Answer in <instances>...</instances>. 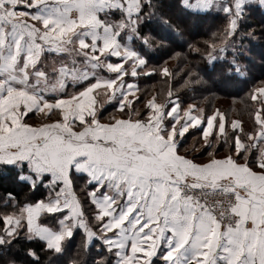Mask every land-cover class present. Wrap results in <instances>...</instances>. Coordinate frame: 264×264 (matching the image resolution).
<instances>
[{"label": "crops", "instance_id": "1", "mask_svg": "<svg viewBox=\"0 0 264 264\" xmlns=\"http://www.w3.org/2000/svg\"><path fill=\"white\" fill-rule=\"evenodd\" d=\"M140 1L0 0V98L17 92L44 104L88 94L103 97L99 110L128 108L127 98L137 91L128 67L144 62L120 35L118 23L135 21ZM181 1L196 12L222 2ZM255 1L264 14V0ZM227 8L224 3L228 13ZM45 30L73 33L62 39ZM178 105L170 100L165 113L153 101L143 122L119 115L108 122L90 112L68 120L65 129L49 126L42 132L33 127L35 118L27 123L22 115L23 126L0 136V173L11 170L13 179L30 186L43 176L57 185L48 202L23 206L26 235L57 250L79 228L88 244L98 240L114 251L112 264H264V158L257 169L228 159L194 163L177 149L186 130L206 133L208 121L201 123L188 108L180 116ZM259 131L256 141L262 145L264 129ZM73 181L88 187L101 220L97 233L87 229ZM182 183L232 190L238 226L223 229L209 213L179 199ZM42 214L54 215L58 227L40 225ZM16 218L6 221L16 224ZM250 224L252 231L240 229Z\"/></svg>", "mask_w": 264, "mask_h": 264}, {"label": "trees", "instance_id": "2", "mask_svg": "<svg viewBox=\"0 0 264 264\" xmlns=\"http://www.w3.org/2000/svg\"><path fill=\"white\" fill-rule=\"evenodd\" d=\"M232 25L224 4L196 12L186 8L181 0H141L135 29L128 34L133 49L145 58L144 65L137 71L136 84L141 99L136 103L147 100V93L156 92L165 93L168 100L177 99L183 106L198 105L206 98L207 101L238 102L251 115L254 112L251 94L257 86L264 85V14L256 5H248L233 28ZM236 65L240 71H235ZM158 99L163 100V95ZM112 111H117L114 106L101 109L97 118L110 122L113 118L107 116ZM245 111L241 112L244 118ZM210 113L212 110L205 106L204 116ZM117 115L121 116L114 114ZM230 145L220 142L214 153H221ZM2 175L0 173V264L113 263L114 251L98 240L88 244L85 233L79 228H74L71 237L63 239L57 250L48 248L38 238L28 237L22 217L16 218L15 233L7 235L4 231L6 215L13 213L17 217L25 204L48 202L57 193V185L51 186L45 176L30 186L13 179L11 170L6 176ZM73 187L87 229L97 233L101 220L97 219L96 209L89 199L88 187L84 184L81 187L75 181ZM58 223L54 215L40 217V225L47 228H56Z\"/></svg>", "mask_w": 264, "mask_h": 264}, {"label": "rangeland", "instance_id": "3", "mask_svg": "<svg viewBox=\"0 0 264 264\" xmlns=\"http://www.w3.org/2000/svg\"><path fill=\"white\" fill-rule=\"evenodd\" d=\"M13 1L19 5L23 4L24 2V0ZM249 1L251 0H222V2L220 3L212 2L211 8L222 7L224 3H227L230 7L227 8V11L231 17L233 28L236 23L235 19H237L240 15L239 11H244V8L248 7V5H256L255 0L251 1L252 3ZM72 16H75V13H72ZM135 24L136 19L133 22L120 21L118 23L120 28V35L123 38L127 37L128 39V34L131 33L129 32V30L132 29L134 31ZM45 31L48 35H55L62 39H67L73 33L64 30ZM134 51L136 52L137 56H139L137 51ZM106 53L108 55V52ZM140 59L142 60V62H145L144 57H140ZM125 65L126 64L124 63V66ZM128 70H133V74L136 75V77L134 79L132 78L131 81L137 82L136 78L139 76L137 72L138 68L136 67V69H134L133 66L130 65L128 67ZM235 71H240L237 65L235 67ZM163 73L165 75L168 74L166 70H164ZM178 91H180V88L178 89ZM132 95L129 96L126 100L125 106H128L127 109L112 111L111 113L113 114L110 113L107 118H113L114 114L120 113L121 116H125L132 120H140L141 122H143L146 119L149 111L148 105L150 103H153V101H155L156 103H160L162 112L165 111L166 113L169 111V106H167V103L171 99L168 100V98H165V93H159L158 95L156 92H154L153 94L149 92L145 95L147 100L139 101L138 104L136 103V100L141 99L139 92L136 91L135 94L133 93ZM162 95L164 99L159 101L158 97L161 98ZM73 96L74 95L70 96L67 99L57 101L56 103L41 104L31 97L17 92L8 93L5 97L0 98V136L5 135L3 133L8 130L16 131L17 128L24 125V121L27 123H32L31 121H34V118L35 121H37V123L39 124L35 123L33 127L38 129V131L40 132H42L45 127L49 126H56L60 128L62 127L61 129H65V126H70L68 125V120H77L80 119L81 116L86 117V114H90V112H92L91 114L94 115L95 119V114L99 112V107L97 104L99 103L98 98L101 97H99V95L98 97H92V95L82 94L75 99H71ZM101 101H103V97L101 98ZM251 101L254 108V112L251 115L248 114L247 111H245L246 108L243 107L240 103L233 101H224L220 99L207 101L206 98L205 101L202 100V102L198 104L199 106L196 105V103H189L183 106L180 105V103L177 101L179 103L178 107L180 113L185 108L190 109L189 112H182L180 116L185 115L188 112L196 117L197 120H200L201 123L208 121V130L206 133L200 132L199 134H196L193 130H186L184 136L182 137V140H185L186 138L187 139L183 143V147H178V152L188 159L192 160L194 163L203 164L212 159H228L234 160L239 164H244L248 169H257V161L261 160L262 157L264 158V142L262 145H259V142L256 141V138L258 139L259 136V130L264 129V85H261L260 87L257 86L254 89L251 94ZM134 103L136 104L134 105ZM37 105H39V109L36 108ZM205 106H207L208 109L212 110V113L207 114L206 116H204L203 114V109ZM242 110H244L247 114L246 118L243 117L241 113ZM24 114L26 115L23 119L24 121L22 122L21 118ZM240 117H243V119L241 120ZM88 118L92 119L90 116H88ZM249 118L251 119L250 123H248ZM176 129L177 128H175V130ZM176 138H180V135H178ZM220 142L231 143V145L230 147H225V149L221 153H214L218 143ZM9 217L16 218V215L13 213L6 215L5 221L11 220L9 219ZM17 218H21L20 215H18ZM97 219L100 220V218L98 217ZM16 226L17 223L15 224L13 222L6 221L4 227L5 233L9 236L13 235L15 233ZM240 229H242L244 232H247L250 229L252 231L253 226L251 225V227L249 226L247 228L244 225L243 227H240ZM1 241L2 239L0 237V242ZM220 259L224 261V258ZM223 261H221V263H223ZM160 264L166 263L160 262Z\"/></svg>", "mask_w": 264, "mask_h": 264}, {"label": "built area", "instance_id": "4", "mask_svg": "<svg viewBox=\"0 0 264 264\" xmlns=\"http://www.w3.org/2000/svg\"><path fill=\"white\" fill-rule=\"evenodd\" d=\"M177 195L197 211L209 213L225 229H234L240 223V217L234 212L237 205L236 194L226 189L224 184L195 187L182 183L177 187ZM158 224L164 227L166 220L160 217Z\"/></svg>", "mask_w": 264, "mask_h": 264}]
</instances>
